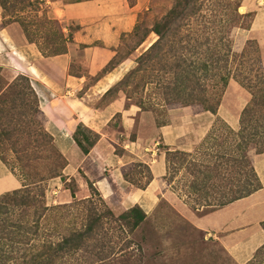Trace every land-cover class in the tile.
Listing matches in <instances>:
<instances>
[{
  "label": "rangeland",
  "instance_id": "1",
  "mask_svg": "<svg viewBox=\"0 0 264 264\" xmlns=\"http://www.w3.org/2000/svg\"><path fill=\"white\" fill-rule=\"evenodd\" d=\"M141 1L142 7L138 13L136 28L128 36L121 38V43L112 50L113 54L105 64V67H110L113 64L116 65L119 61H129L131 66L124 73L127 76L121 82L119 81L124 75L118 80L119 83L112 88L101 103H105L109 97L116 99L125 106L130 103L138 105L140 111L135 126L130 132L129 139H135L140 133L142 136H156L160 142L159 138L161 137L155 132V126L176 122L181 112L197 113L204 111L202 110L203 104L199 100L195 98L185 99L184 94H187L190 90H193L194 93H200L203 92V88H205L206 93H216L214 77L218 69H215V59L223 57L226 52L231 56L233 50L240 51L243 48L248 38H255L253 37L254 33L248 31L249 28L244 26L233 27L231 16L228 13L232 12L233 6L237 7L240 14L252 11L250 10V4L254 0H194L192 4L195 3L196 12L182 18L186 10L181 11V17L174 18L175 21L170 24L167 31V40L160 39L159 44L150 51L147 50L148 47L159 37L156 32L151 30V27L154 23L162 21L164 15L170 9H178L183 0ZM133 2L136 3L138 0H133ZM227 3L229 4L228 7L226 6ZM27 6L36 8L38 1L8 0L5 3L4 12L9 17L4 23L15 21L12 32L24 34V31L27 32L28 24L34 33H38L40 28L44 29L45 34L52 33L53 28H58L57 22L49 20L44 15L32 14L29 15L30 18L26 21L24 13H21V11ZM224 6L227 8H223ZM242 6L244 10L240 9ZM221 17L223 20H220ZM248 20H250V16L247 15L244 22L246 23ZM225 22H227V25H224ZM176 23L177 25H175ZM179 25L180 27H178ZM231 25L232 27H230ZM172 28L175 32L170 31ZM185 34L191 38H186ZM180 37L183 38L179 40ZM47 39H50V35ZM229 58L231 59V57ZM175 60H179L182 64L179 67L182 71L179 77H176V74L168 66ZM204 63L209 64V70L203 67ZM0 66L3 67L0 77L4 81H10L18 74L28 75L24 64L10 57L8 62L0 63ZM235 70L236 72L244 70V74L247 73L252 77L251 80L255 78V70L249 72L246 67L240 68L237 63L232 66L231 73ZM100 72L99 74H101ZM188 72H191V81L186 78ZM240 77L243 78V73ZM229 81L234 82L243 91L241 96H235L237 107L238 103L243 102L244 98H246V102L243 108L253 100L256 102L253 105L255 111H259L261 106L264 107V104H260L259 92H256L257 96H255L253 90L248 86H244L236 77L231 76L228 83ZM178 94L181 95V98H178ZM244 95L246 97H243ZM229 98H231V95L227 96V99ZM222 101H224L223 96L220 99V104ZM243 108L239 114V127L237 129L233 128L234 130H238L241 126L240 115ZM217 115L216 112L208 130L215 123L220 125L221 121L216 118ZM222 119L226 121L224 118ZM120 120L121 115H117L116 119L110 123V128L120 129L118 126ZM80 123L82 124L81 121L74 119L70 121V125L73 127L72 133ZM226 123L228 122L226 121ZM94 132L97 134V140L99 134L96 131ZM246 132H249V128L246 129ZM94 135L93 132L89 133L90 138H93ZM119 135L124 137L123 139L128 138L123 131L119 132ZM204 137V135H197L194 131L187 133L178 139L177 145L170 146V149L178 148L192 151L191 156L195 160L191 161L203 164L205 154L214 151L213 148L207 146L211 144V141L205 143L203 141ZM158 147L166 154L164 146L160 147L158 145ZM3 149L6 154L12 155L11 150L5 144H3ZM124 151L123 146H117L118 153ZM139 161L148 164L150 168L149 163L145 160L137 159L133 162ZM174 163L175 165L172 164L169 170L166 165V176L162 177L158 200L154 207L149 211H145L139 205L146 215L141 224L131 234L135 249L141 247L138 251V259L133 264H236L237 262L228 253L227 246L246 238L257 229H264V187L255 186L257 183L256 178L249 171L248 174L243 173L240 175L239 181L233 180L225 184L226 190H230V187H243L245 192L240 197L221 205L212 204L216 201L215 194L206 197L208 200L204 197L208 203H206V200L198 201V198H196L197 193L193 191L189 184L190 179L193 177L189 170L194 168V165L188 166L186 162L180 166L177 158ZM177 165H179V168ZM176 168L178 169L175 170ZM9 171L11 172L10 169ZM16 171L19 172V167H16ZM62 173L63 175L51 177L44 183L43 198L45 205L48 207L72 201L73 205L70 206V210L76 214V220L78 221L83 215L81 209L88 206L95 205L99 209L108 206L115 214L126 208L118 195L102 197L96 188L89 187V181L88 187L82 188L78 185L75 176L64 173V167ZM13 175L20 181L21 187V178L15 173ZM131 176L135 179L137 177L141 180L145 179L144 171L137 166L134 167ZM54 178L60 180V184L55 187L49 185ZM133 178L131 177L132 181H134ZM247 181H250L253 185L246 186ZM86 200L89 201L84 202ZM52 213L54 214V211L51 212L50 216L40 218L39 226H36L38 230L36 233H29L31 237L28 238V242L13 239L8 241L5 249L8 251L15 249L16 254H19V250L24 251V247L39 246L47 237L58 240L63 233L69 231L70 224L68 223L72 222L69 221V218L73 220V217L70 214L59 225V222L56 221L57 215ZM79 213L81 214L78 215ZM35 219V214L32 213L25 219L23 217L22 221L32 222ZM84 264H87V262Z\"/></svg>",
  "mask_w": 264,
  "mask_h": 264
},
{
  "label": "trees",
  "instance_id": "2",
  "mask_svg": "<svg viewBox=\"0 0 264 264\" xmlns=\"http://www.w3.org/2000/svg\"><path fill=\"white\" fill-rule=\"evenodd\" d=\"M7 1L0 0L4 15ZM128 1L131 5L135 4L133 0ZM192 2L194 0H183L182 5L179 7L180 9H170L164 15L162 21L154 23L151 30L156 32L159 37L148 47V51L157 46L160 39L167 40V31L170 28V24L175 21L174 18L181 17V11L186 10L182 18L196 12L197 7ZM228 5L227 3L226 6L228 7ZM226 6L223 8H227ZM188 7L191 9L189 10ZM228 13L231 16L233 27H250L254 15L253 11H246V13L240 14L237 11V7L233 6L232 12ZM247 15L250 16V20L245 23L244 19ZM220 20H223V18L221 17ZM224 20L226 21V19ZM137 21L138 18L132 31L136 28ZM224 25H227V22ZM174 28L170 29V31L175 32ZM52 33H46L45 36L48 37L50 35V39L52 36H57V34ZM129 33H122L121 38L128 36ZM185 36L188 39L191 38L187 34ZM182 38L180 37L179 40ZM40 48L43 49V47ZM63 48L61 46H52L49 47V52L55 53ZM214 63H216V67L214 65L215 69H218L214 77L216 93H206L205 88L200 93H194L193 90H190L187 94H184L185 99L195 98L203 104L202 110H210L216 113L228 80L233 76L244 86L250 87L255 96H257L255 93L259 92L260 104H264V64L256 38H248L240 51L233 50L231 56L226 52L223 57L215 59ZM235 63L240 68L246 67L249 72L255 70L254 80H251L252 77L247 73L244 74V70L240 72L235 70L231 73L232 66ZM181 65L179 60L168 64L172 72L176 74V77L182 74L179 69ZM114 66L115 64L110 67L104 66L101 74ZM189 66L191 68V63ZM203 67L209 70V64L204 63ZM2 68L0 66V74ZM242 73L243 78L240 77ZM125 76L127 75H124L119 82ZM186 78L190 81L192 80L191 72L187 73ZM119 82L114 83L102 97L109 94ZM180 96L178 94V98H181ZM255 104L256 102L253 100L243 108L240 115L241 126L238 130H234L217 115L216 118L221 121L220 125L215 123L204 135L203 141L205 143L211 141V144L207 146L213 148L214 151L209 152V155L205 154L203 164L191 161L195 160L191 156L192 151L178 148L170 149V146L164 144L162 138H159L160 142L158 145L160 147L164 146L166 149L165 161L168 170L171 169L172 164L175 165L176 158L180 166L186 162L188 166L194 165V168L189 170V173L193 176L189 184L193 191L197 193L196 198H198V201L208 200L206 197L215 194L216 201L212 204L221 205L240 197L245 192L243 187L240 188L235 185L236 187H230V190H226L225 184L233 180L239 181L240 175L243 173L248 174L249 171L256 178L257 183L255 186L264 187L259 181L253 165L255 155L264 151V107L261 106L259 111L256 110V112L253 107ZM46 122L47 117L39 106L38 95L31 85L28 75L18 74L10 81H4L0 77V159L11 172L22 180L21 187L0 194V264L135 263L141 247L135 249L133 245L134 239L131 234L141 224L146 215L138 204L125 208L118 214H115L108 206L104 209H99L95 205L89 207L87 204L88 207L81 209L83 215L80 221L76 220V214L70 210V206L73 205L72 201L51 207L45 205L43 198L44 183L51 177L63 175L62 169L67 162L65 155L54 143L53 136L46 129ZM217 122L219 121L217 120ZM248 128L249 132H246ZM92 132L95 135L90 138L89 133ZM72 135L76 144L80 146L84 153L90 150L97 136L93 130L81 123L77 125ZM3 144L11 150V156L5 153ZM136 166L144 171V180L139 177L135 179L131 176ZM16 167H19V172L16 171ZM177 167L179 168V165ZM122 168L124 177L136 187L145 188L153 177L148 164L142 161L128 163ZM165 176L166 174L163 177ZM131 177L134 181L131 180ZM247 183L246 186L253 185L250 181H247ZM89 187L95 189L90 181ZM207 200L206 203H208ZM87 201L89 200L84 202ZM52 211H54L53 215H57L56 221L59 222V225L70 214L73 217V220L69 218V221H72L68 223L70 224L69 231L63 233L58 240L47 237L39 246L24 247V251L19 250V254H16L15 249L10 251L5 249L8 241L13 239L28 242V238L31 237L29 233H36L38 230L36 226H39L40 218L50 216ZM32 213L35 214V221H22L23 217L25 219ZM135 251L137 252L135 253ZM244 264H264V243L256 248L253 256Z\"/></svg>",
  "mask_w": 264,
  "mask_h": 264
},
{
  "label": "crops",
  "instance_id": "3",
  "mask_svg": "<svg viewBox=\"0 0 264 264\" xmlns=\"http://www.w3.org/2000/svg\"><path fill=\"white\" fill-rule=\"evenodd\" d=\"M38 6H27L24 13L44 15L57 21L51 39H47L43 28L34 33L28 24L24 34L12 32L15 21L4 23L9 16L3 14L0 5V63L9 57L24 64L35 89L40 107L47 116L46 128L53 141L68 159L64 173L75 176L78 185L88 187V181L103 197L118 195L128 208L135 204L145 211L151 210L158 200L162 177L166 174L165 153L158 147L156 136H142L129 139L135 126L140 107L134 103L127 106L109 98L101 103L104 93L116 83L130 68L129 61H122L112 69L99 74L113 54L112 50L121 43L122 33L131 32L142 7L138 0L131 5L128 0H37ZM254 12L249 32H253L261 48L264 62V0H254L250 4ZM61 46L55 53L49 47ZM40 47H43L40 48ZM101 73V72H100ZM242 90L229 81L217 114L232 128L239 127V114L242 103L235 96ZM231 98L227 99V96ZM243 97H246L244 95ZM121 115L120 129L110 128V123ZM215 113L204 110L197 113L181 112L178 120L155 126L164 144L175 146L178 139L190 132L203 136ZM78 120L99 134L88 153H83L72 135L70 121ZM123 131L128 138L123 139ZM123 142V144H121ZM123 146V153L117 146ZM142 159L149 163L153 177L145 188L136 187L128 181L122 167L134 160ZM254 170L264 185V151L255 155ZM54 184V185H53ZM60 180L54 178L49 185L56 186ZM20 181L0 160V194L20 187ZM264 243V229L260 228L246 238L227 246L228 253L238 264L246 263L258 246Z\"/></svg>",
  "mask_w": 264,
  "mask_h": 264
},
{
  "label": "bare ground",
  "instance_id": "4",
  "mask_svg": "<svg viewBox=\"0 0 264 264\" xmlns=\"http://www.w3.org/2000/svg\"><path fill=\"white\" fill-rule=\"evenodd\" d=\"M240 9H241V10H244V7L242 6Z\"/></svg>",
  "mask_w": 264,
  "mask_h": 264
}]
</instances>
